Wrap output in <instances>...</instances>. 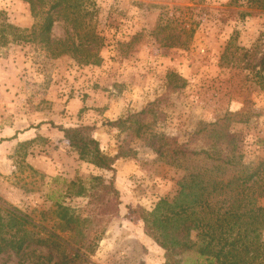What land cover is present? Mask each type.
Returning a JSON list of instances; mask_svg holds the SVG:
<instances>
[{"label":"rangeland","instance_id":"374dc122","mask_svg":"<svg viewBox=\"0 0 264 264\" xmlns=\"http://www.w3.org/2000/svg\"><path fill=\"white\" fill-rule=\"evenodd\" d=\"M95 1L98 63L68 53L54 56L37 41L4 32L9 41L0 45V210L17 209L31 221L29 230L46 236L60 223V201L86 218L87 235L96 242L85 264H172L146 231L141 212L160 198L172 199L189 173L197 174L200 185L255 169L264 176V86L257 73L238 66L264 54V10L247 0ZM37 21L26 2L0 0V27L9 23L29 35ZM183 28L192 30L185 46L163 44L167 33L184 40ZM64 36L65 22L58 19L51 38ZM227 44L230 63L222 64ZM171 72L177 75L173 81ZM183 80L184 87L173 88ZM152 102L149 108L161 113L151 131L205 152L171 165L133 129L107 124ZM151 121L152 112L145 116ZM77 125L93 127L104 153L131 148L135 155L116 160L113 171L80 159L58 129ZM226 131L235 135L234 155L220 135ZM90 176L112 180L118 191L107 210L93 214L89 194L98 186ZM69 181L77 184L67 189ZM257 204L264 205V197ZM54 231L61 239L70 235ZM23 252L2 253L0 264L45 262L49 254L36 246Z\"/></svg>","mask_w":264,"mask_h":264},{"label":"trees","instance_id":"16d2710c","mask_svg":"<svg viewBox=\"0 0 264 264\" xmlns=\"http://www.w3.org/2000/svg\"><path fill=\"white\" fill-rule=\"evenodd\" d=\"M22 1L28 4L31 15L38 18V21L29 35H25L12 24H2L0 45L9 41L4 32L13 31V34L20 33L19 36L27 41L41 43L54 56L68 53L82 63L99 62L96 49L102 45V39L95 32V0ZM247 2L264 10V0ZM58 19L65 22V36L53 40L51 32ZM181 30L185 35L184 40L180 41L179 37H172L171 33H167L162 38L163 44L169 47L185 46L192 30ZM230 47L227 44L221 55L222 64L230 63ZM245 52L243 55H246ZM238 66L257 73L261 85L264 86V54L259 55L254 63L247 60ZM176 76L171 72L170 81ZM184 86L183 80L173 88ZM152 104L154 102L125 118L107 121V124L121 129H133L137 137L144 140L157 155L171 165H179L180 159L186 156L205 152L187 148L174 138L151 131L152 122L161 113L149 108ZM151 112L153 121L145 122V116ZM58 129L63 132L68 145L80 159L98 168L113 171L116 160L135 155V150L131 148L119 149L112 155L104 153L99 141L92 134V126H58ZM220 135L226 139L225 148L234 155L238 149L234 133L226 131ZM220 161L224 162L225 159ZM196 176L195 173L183 175L178 181L180 189L172 199L160 198L151 210L140 214L146 231L165 249L168 261L172 264H264V205L257 204L259 198L264 197V176L255 169L225 183L222 179H213L205 183L206 185H200ZM90 180L96 181L98 186L89 194V205L92 208L90 214L99 209L107 210L118 196L113 181H106L101 176H90ZM76 184L75 181H69L67 189ZM83 192L82 185H79L76 194ZM56 204L60 223L54 225L46 236L36 235L29 230L27 226L31 221L17 209H6V212L0 210V255L7 251L16 255L23 254L25 249L36 246L47 249L49 254L44 256L45 262L36 260L31 264L87 263V256L94 251L96 242L87 235L90 229L85 226L86 218L69 213L68 207L60 201H56ZM55 228L70 235L61 239L54 231ZM18 264L25 263L19 260Z\"/></svg>","mask_w":264,"mask_h":264}]
</instances>
